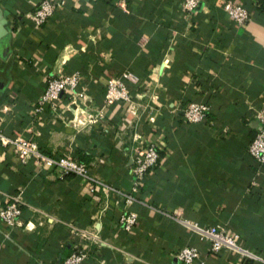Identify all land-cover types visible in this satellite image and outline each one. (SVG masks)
<instances>
[{
  "label": "crops",
  "instance_id": "0c3cea01",
  "mask_svg": "<svg viewBox=\"0 0 264 264\" xmlns=\"http://www.w3.org/2000/svg\"><path fill=\"white\" fill-rule=\"evenodd\" d=\"M39 1L0 0L9 31L0 42L1 132L34 141L46 155L68 153L123 191L131 186L134 133L154 141L159 158L134 192L138 220L124 229L115 221L120 208L114 196L100 184L21 162L10 146L0 145V205L22 189V225L0 221V264H60L70 243L82 241L67 223L85 226L95 217L104 243L91 244L83 264H186L176 253L187 244L199 250L189 264H243L235 252L212 251L151 206L199 224L225 225L264 256V177L255 175L258 166L248 152L264 109V12L257 11V0H236L251 9L242 24L228 17L224 0H199L191 11L182 0H64L36 25L29 12ZM124 69L139 76L129 87L144 93L136 115L116 101L106 107L102 131L66 121L74 97L95 110L106 79ZM73 70L78 93L63 92L54 107L44 103L34 111L47 76ZM154 93L158 101L150 105ZM189 101L210 104L202 121L184 117Z\"/></svg>",
  "mask_w": 264,
  "mask_h": 264
},
{
  "label": "built area",
  "instance_id": "2783aa9c",
  "mask_svg": "<svg viewBox=\"0 0 264 264\" xmlns=\"http://www.w3.org/2000/svg\"><path fill=\"white\" fill-rule=\"evenodd\" d=\"M63 3L64 0H40L29 12L34 24L40 25L55 8L61 7ZM198 3L199 0H182L181 5L185 10L191 11L197 7ZM222 7L228 17L238 24L246 22L251 16V10L236 0H224ZM138 78L139 76L129 69L122 70L117 76L108 77L102 91L103 103L93 111L86 108L85 101L81 103L76 102L74 97L72 100V114L66 121L76 128H95L96 130L102 131L105 128L103 115L106 107L116 101L126 102L128 113L136 115L144 93L131 89L129 85L137 81ZM78 82L79 72L77 70L47 76L45 87L33 107L34 111H38L44 103H48L51 107H54L55 101L63 92H68L71 96H74L78 93L75 92ZM158 97L155 93L150 94V105L156 104ZM147 109H150V106H147ZM210 109L211 106L208 102L189 101L183 106V115L189 122H199L207 116ZM256 116L258 123L256 132L248 144V152L258 166L255 175L258 173L264 177V109H261ZM146 118L148 121H151L155 117L154 114L147 112ZM133 139L136 144L130 155L132 160L130 167L131 186L128 191H123L107 183L105 180L91 175L85 163L75 160L68 153L58 156L46 155L37 148L34 141L22 136H8L0 130V145L10 146L13 153L21 162L31 160L40 169L49 167L59 174L72 173L80 176L82 179L100 184L105 192L114 196L115 202L120 208L115 221L118 226L124 229H129L138 220V213L131 206L138 200L134 192L137 191L139 180L143 174L150 167H153L159 158V147L154 141L144 139L138 133L133 134ZM252 180L253 183L257 182L256 176H253ZM21 191L22 189L18 187L16 192L7 194L3 204L0 205V221L9 228L22 225L20 219L22 204L20 198ZM151 207L160 213L176 219L196 233L199 239L209 243L212 251L218 252L222 249H229L235 252L242 261L245 259H253L260 264H264V256L243 245L239 241V233L229 230L225 225L219 223L199 224L194 220L183 217L177 212L171 213L161 208ZM67 224L71 233L82 239V241H72L70 243V249L60 260V264H83L91 250L90 245L104 243V240L100 236L101 224L96 217L91 218V221L85 226H77L70 222ZM3 236L4 238H8L7 232H4ZM176 256L183 263L189 264L199 257V250L194 245H183L177 251Z\"/></svg>",
  "mask_w": 264,
  "mask_h": 264
},
{
  "label": "water",
  "instance_id": "95a60500",
  "mask_svg": "<svg viewBox=\"0 0 264 264\" xmlns=\"http://www.w3.org/2000/svg\"><path fill=\"white\" fill-rule=\"evenodd\" d=\"M9 37V31L6 27V18L4 17L0 8V42L5 41Z\"/></svg>",
  "mask_w": 264,
  "mask_h": 264
},
{
  "label": "trees",
  "instance_id": "16d2710c",
  "mask_svg": "<svg viewBox=\"0 0 264 264\" xmlns=\"http://www.w3.org/2000/svg\"><path fill=\"white\" fill-rule=\"evenodd\" d=\"M247 8H249L250 9V7H248L245 3H243ZM256 9H257V11H261V12H264V0H257L256 1ZM251 10V9H250ZM133 72H135V71H133ZM136 73V72H135ZM137 74V73H136ZM254 136V135H253ZM252 139V138H251ZM66 174H69V173H66ZM66 174H64V175H66ZM246 246V245H245ZM248 247V246H247ZM250 260H252V259H245V260H243V264H250Z\"/></svg>",
  "mask_w": 264,
  "mask_h": 264
}]
</instances>
